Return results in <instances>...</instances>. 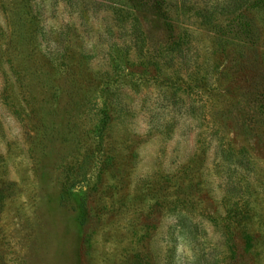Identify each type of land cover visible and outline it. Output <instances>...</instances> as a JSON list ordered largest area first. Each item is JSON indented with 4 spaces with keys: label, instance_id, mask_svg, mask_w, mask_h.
<instances>
[{
    "label": "rangeland",
    "instance_id": "1",
    "mask_svg": "<svg viewBox=\"0 0 264 264\" xmlns=\"http://www.w3.org/2000/svg\"><path fill=\"white\" fill-rule=\"evenodd\" d=\"M263 3L0 0V264H264Z\"/></svg>",
    "mask_w": 264,
    "mask_h": 264
},
{
    "label": "trees",
    "instance_id": "2",
    "mask_svg": "<svg viewBox=\"0 0 264 264\" xmlns=\"http://www.w3.org/2000/svg\"><path fill=\"white\" fill-rule=\"evenodd\" d=\"M242 1H244V3H247V1L248 0H242ZM263 2H264V0H263ZM263 5V7H264V3L262 4ZM226 9H228V8H226ZM105 129V121H102L101 122V125L99 126V131L101 132L102 130H104ZM102 133V132H101ZM101 133H100V135H101ZM100 144V143H99ZM101 145V144H100ZM102 146V145H101Z\"/></svg>",
    "mask_w": 264,
    "mask_h": 264
}]
</instances>
